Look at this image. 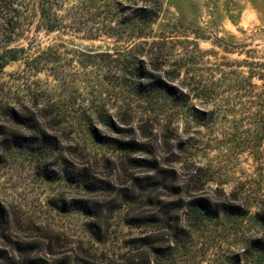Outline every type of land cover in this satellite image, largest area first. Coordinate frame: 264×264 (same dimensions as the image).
Returning a JSON list of instances; mask_svg holds the SVG:
<instances>
[{"label": "rangeland", "instance_id": "1", "mask_svg": "<svg viewBox=\"0 0 264 264\" xmlns=\"http://www.w3.org/2000/svg\"><path fill=\"white\" fill-rule=\"evenodd\" d=\"M154 1L159 18L147 43L157 44L133 53L122 50L121 40L40 29L37 0H16L22 26L9 32L3 21L14 13L0 3V126H10L1 109L9 105L41 119L61 143L48 159L5 153L0 147V221L8 228L4 235L0 229V247L10 256L17 255L13 249L22 241L43 243V255L51 249L55 259L72 251H126L127 241L141 232L122 222L132 209L124 205L125 195L135 189L132 178L148 173L133 167V159L177 173L182 187L197 190L191 196L237 206L244 213L237 224L213 222L196 232L192 253H178L171 264H231L233 256L239 264H252L257 241L264 245V161L262 167L257 164V145H240L242 94L224 87L215 123L197 122L189 112L214 108L197 99L195 83L228 79L227 85H235L248 72L246 53L264 60V0ZM47 51L43 56L49 61L39 72L27 70L29 58ZM126 56L142 60L140 66L156 79L183 90L188 113L161 95L146 99L124 87L119 59ZM11 64L15 69L6 71ZM117 141L144 150L123 153ZM64 169L86 172L109 193L88 192L65 180ZM92 197L116 201L109 207L117 217L109 220L104 242L89 231L84 213L62 209L64 200Z\"/></svg>", "mask_w": 264, "mask_h": 264}, {"label": "trees", "instance_id": "2", "mask_svg": "<svg viewBox=\"0 0 264 264\" xmlns=\"http://www.w3.org/2000/svg\"><path fill=\"white\" fill-rule=\"evenodd\" d=\"M7 11L14 14L5 16L4 26L9 32L20 29L22 17L18 15L15 7L16 0H0ZM4 2V4H3ZM127 3H130L129 5ZM36 8L41 17L40 29L48 33L83 34L90 40L110 38L121 40L123 49L127 53L136 52L143 45L152 47L155 42L147 43L153 33V26L159 18V5L154 0H37ZM43 52L35 58H29L26 62L27 70L32 73L39 72L41 65L49 60H44ZM246 53L247 59L243 61V67L248 72L242 75V79L235 85H227L226 81H203L194 85L197 99L213 103V109L190 110L197 122L209 121L215 123L216 114L221 110L219 98L227 91L236 89L242 94L244 117L241 132L240 145H257V164L262 167L264 161V60L254 59ZM131 59L130 56L119 59L122 81L133 93L146 99L155 96H163L170 102L188 113V97L183 90L169 86L155 75L148 72L145 66H140L142 60ZM143 64V63H142ZM224 74V73H222ZM131 76L135 83L127 78ZM256 81V82H255ZM178 93V95H177ZM160 97V96H159ZM5 116L9 117L10 126H0V147L5 153H31L38 159H48L49 153L61 145L59 138L49 133L41 119L34 114L17 112L9 105L1 107ZM110 125L109 121L103 119ZM94 133V129H91ZM94 136V135H93ZM97 137V136H95ZM118 147L123 153L130 151L142 152L143 146L137 148L132 143H121ZM0 150V163L4 158ZM133 167L147 168L145 177L132 178L134 191L126 196V206H132L130 213H125L123 224L130 228L140 229L141 236L127 241V250L114 252L110 255L93 254L85 251H72L62 259H55L54 251H45L41 242H20L13 249L17 255L10 256V252L0 247V264H171L178 253H192V244L196 232H199L213 222H228L237 224L243 219L244 213L240 207L227 203H214L208 197L191 196L189 193H197L195 188L182 187L177 173L164 169L156 163L142 159L130 160ZM51 170V169H50ZM53 171V170H51ZM55 173V172H54ZM62 178L79 184L88 192H105L109 189L96 183L86 172L76 174L69 169L63 170ZM190 186V185H189ZM136 191L138 194L136 195ZM135 192V193H134ZM143 196L142 200L140 197ZM125 198L124 196H121ZM129 197V198H127ZM125 200V199H123ZM92 197L90 199H75L63 201L62 209L68 212H81L88 218L87 227L95 238L104 242L109 234V220L117 217L109 206L115 204ZM114 207V205H113ZM147 208L143 210V208ZM0 229L7 231L4 224ZM260 224L264 227V217ZM7 225V224H6ZM10 241V239H8ZM168 240V241H167ZM251 256L252 264H264V245L257 241ZM178 250H181L179 252ZM67 253V252H66ZM256 256V259L254 258ZM239 258L231 257V264H239Z\"/></svg>", "mask_w": 264, "mask_h": 264}, {"label": "water", "instance_id": "3", "mask_svg": "<svg viewBox=\"0 0 264 264\" xmlns=\"http://www.w3.org/2000/svg\"><path fill=\"white\" fill-rule=\"evenodd\" d=\"M14 69H15V65H13V64L5 66V70L6 71H11V70H14Z\"/></svg>", "mask_w": 264, "mask_h": 264}]
</instances>
